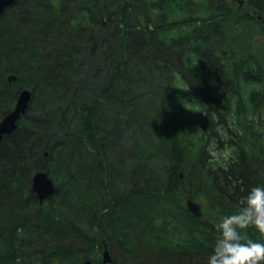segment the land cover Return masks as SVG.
I'll return each instance as SVG.
<instances>
[{"label":"trees","instance_id":"trees-1","mask_svg":"<svg viewBox=\"0 0 264 264\" xmlns=\"http://www.w3.org/2000/svg\"><path fill=\"white\" fill-rule=\"evenodd\" d=\"M23 88L0 144V264L105 248L106 264H206L213 221L264 184V0H17L0 14V120ZM39 170L56 185L42 203Z\"/></svg>","mask_w":264,"mask_h":264},{"label":"clouds","instance_id":"clouds-1","mask_svg":"<svg viewBox=\"0 0 264 264\" xmlns=\"http://www.w3.org/2000/svg\"><path fill=\"white\" fill-rule=\"evenodd\" d=\"M213 224L217 235L206 264H264V184L251 186L237 210L220 215Z\"/></svg>","mask_w":264,"mask_h":264},{"label":"water","instance_id":"water-1","mask_svg":"<svg viewBox=\"0 0 264 264\" xmlns=\"http://www.w3.org/2000/svg\"><path fill=\"white\" fill-rule=\"evenodd\" d=\"M17 0H0V14L9 6L14 5ZM16 75H11L10 80H15ZM33 97V90L30 88H23L18 93L14 108L9 111L0 120V144L4 135L11 134L17 127V122L23 114L26 113L30 101ZM32 190L37 195L39 202L42 203L48 197L53 195L56 191V185L52 178L49 176L48 172L45 170H39L34 173L32 185ZM188 208L193 211L197 216L201 215V209L198 204L188 200ZM112 257L110 251L105 248L102 252V261H92L91 259H86L84 264H106L111 262Z\"/></svg>","mask_w":264,"mask_h":264},{"label":"rangeland","instance_id":"rangeland-1","mask_svg":"<svg viewBox=\"0 0 264 264\" xmlns=\"http://www.w3.org/2000/svg\"><path fill=\"white\" fill-rule=\"evenodd\" d=\"M262 120L264 119V108L259 111V115H258ZM219 133L222 135V139H225V135L223 133L222 130L219 131ZM223 133V134H222ZM219 146H225V142H222L216 138H211L209 143H208V148L212 150L213 148V151L211 153V155H214L215 156V159H219L220 157L222 158H227V156L229 155V152L231 151L230 148L228 149H220ZM220 156V157H219ZM195 202H197V204L200 206V204L202 202L198 200H195ZM23 244V243H22ZM69 264H74V262H71Z\"/></svg>","mask_w":264,"mask_h":264},{"label":"flooded vegetation","instance_id":"flooded-vegetation-1","mask_svg":"<svg viewBox=\"0 0 264 264\" xmlns=\"http://www.w3.org/2000/svg\"><path fill=\"white\" fill-rule=\"evenodd\" d=\"M10 81H12V80H10ZM100 261H102V255H101V260H100ZM100 261H99V262H100Z\"/></svg>","mask_w":264,"mask_h":264}]
</instances>
